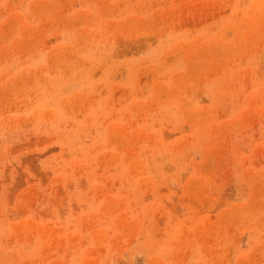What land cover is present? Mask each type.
Instances as JSON below:
<instances>
[{
    "label": "rangeland",
    "instance_id": "rangeland-1",
    "mask_svg": "<svg viewBox=\"0 0 264 264\" xmlns=\"http://www.w3.org/2000/svg\"><path fill=\"white\" fill-rule=\"evenodd\" d=\"M0 264H264V0H0Z\"/></svg>",
    "mask_w": 264,
    "mask_h": 264
}]
</instances>
